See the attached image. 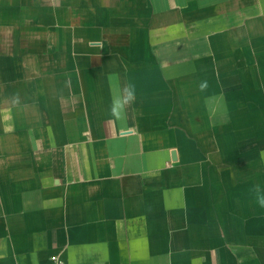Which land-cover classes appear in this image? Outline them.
I'll use <instances>...</instances> for the list:
<instances>
[{
    "label": "crops",
    "instance_id": "obj_1",
    "mask_svg": "<svg viewBox=\"0 0 264 264\" xmlns=\"http://www.w3.org/2000/svg\"><path fill=\"white\" fill-rule=\"evenodd\" d=\"M264 264V0H0V264Z\"/></svg>",
    "mask_w": 264,
    "mask_h": 264
},
{
    "label": "built area",
    "instance_id": "obj_2",
    "mask_svg": "<svg viewBox=\"0 0 264 264\" xmlns=\"http://www.w3.org/2000/svg\"><path fill=\"white\" fill-rule=\"evenodd\" d=\"M53 264H68L60 255H52Z\"/></svg>",
    "mask_w": 264,
    "mask_h": 264
}]
</instances>
